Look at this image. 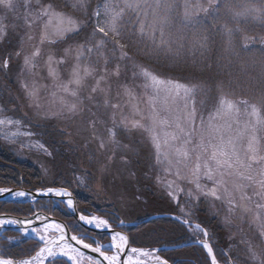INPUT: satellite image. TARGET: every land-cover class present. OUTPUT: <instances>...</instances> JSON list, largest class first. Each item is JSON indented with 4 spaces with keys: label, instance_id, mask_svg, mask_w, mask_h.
Here are the masks:
<instances>
[{
    "label": "snow or ice",
    "instance_id": "1",
    "mask_svg": "<svg viewBox=\"0 0 264 264\" xmlns=\"http://www.w3.org/2000/svg\"><path fill=\"white\" fill-rule=\"evenodd\" d=\"M13 39L0 72L19 62L31 114L18 118L16 97L0 87V139L43 152L51 167L41 165L34 192L0 187V231L19 233L0 236V264H187L162 256L168 245L134 247L136 237L116 230L163 233L160 216L183 227L184 246L203 249L200 264H264V0H0V45ZM182 64L211 73L210 83L160 70ZM53 120L59 151L33 130ZM65 168L72 178L62 182ZM80 188L112 192L118 204L107 218L85 215ZM157 193L165 210L138 223ZM27 202L25 217L3 210ZM58 205L88 231L78 237L43 211ZM199 210L236 229L226 250ZM29 240L26 254L11 252Z\"/></svg>",
    "mask_w": 264,
    "mask_h": 264
},
{
    "label": "trees",
    "instance_id": "2",
    "mask_svg": "<svg viewBox=\"0 0 264 264\" xmlns=\"http://www.w3.org/2000/svg\"><path fill=\"white\" fill-rule=\"evenodd\" d=\"M55 2L57 4H62V0H55ZM6 155L11 156L10 154H6ZM10 159H12L11 161L14 160L13 158H10ZM11 161H9V162H11ZM8 163L5 164V163L0 162V186H19L21 184L27 188L28 187L29 188H35L37 186H43L41 183L42 177L40 178V176H38L37 173L34 172L33 169H28V167H26V165H25V162H21V163L14 162L16 165H12V164H8ZM147 170L148 169H145V171H147ZM20 175H22L25 179L22 183H17L16 178H17V176H20ZM29 180H31V183L28 182ZM159 195L160 194L157 193L156 197H153V200L149 202V205L147 207L139 209L138 214L139 215L147 214L145 212H149V211L154 210L155 209L154 206H156V205H158L162 209L161 211H158V213L163 212L166 208V205H164L162 202H160L158 200ZM75 196H77V200L79 201L78 206H79L81 212L82 211L86 212L85 209H88L89 211H95V212H98V213L106 216V213H105L106 209L108 211H113L112 208L108 209V208H105L101 205H98L99 204V203H97L98 201H96V200L94 201L91 198L87 197L86 195H80L78 192H76ZM39 203L40 204H44V203L50 204L51 201L44 199V200H40ZM0 204H3V202H0ZM16 207L22 208V209H24V211H15V212H10V213L18 215V216L19 215L22 216V215H28L27 209L30 207H33V205L31 203H29V204L23 203V204H19V205L9 203V204L3 205V210L7 211L8 209H12V208H16ZM37 207H39V205H37ZM43 210L48 212V213H53L57 218H61L63 220H68V217L65 215L66 212H64L61 209V207L56 208L55 210H49L48 208H45ZM198 214H199V218H200L201 222L204 223V226L207 227L210 232L215 234V241H218L219 246L223 247V245H226V243L224 241L225 239L223 237V231L222 232L220 231V230H222V228L220 226H218L216 218L210 217L208 214H205V212L203 210H199ZM144 218L137 219V221H141ZM160 224H162L164 226L165 231L163 233H161L159 231V226H157V231H152L155 233L150 232L149 227L152 225H148L147 228L142 227L141 231L139 233H137L134 228L131 231H129V229L125 228L124 231H127V233L130 235V237H136L137 242L133 244L135 246H146L147 245L148 247H159L161 245H167V244L168 245H179V244H182V243L188 241L187 233L185 232L183 227L180 226L179 224H177L176 222L168 221L165 218H160ZM171 229H174V231ZM79 230L80 229H76L75 231L78 232ZM145 233H147V235ZM7 234H16V233L15 232H8ZM161 235L163 236V238L157 239ZM34 243H35L34 240H29L21 246H12L11 252L14 254H22V255L26 254V253L22 252V248L23 249L30 248ZM214 247H215V243H214ZM194 251H196V252L201 251L199 253L200 254L202 253L204 256L203 249H201L195 245L190 246V247H185L182 249H177V250H168V251L166 250V251L162 252L161 254L164 257L172 259L174 261L183 260V261H186L187 264H193V263H191V261H187L185 259H187V258L193 259V255H191V254Z\"/></svg>",
    "mask_w": 264,
    "mask_h": 264
},
{
    "label": "rangeland",
    "instance_id": "3",
    "mask_svg": "<svg viewBox=\"0 0 264 264\" xmlns=\"http://www.w3.org/2000/svg\"><path fill=\"white\" fill-rule=\"evenodd\" d=\"M54 2H55V0H54ZM93 3H95V0H93ZM62 4H63V0H62ZM15 42H16L15 39H13L12 44L0 45V63L3 62V59L7 58L6 57L7 52H11V51L15 50L13 47ZM145 63H150V62L145 61ZM9 67H10V72L8 73L7 77L4 76V73L0 72V87H2L4 84H7L9 86L10 93L14 97H16V99L13 101V104L10 106H15V104H17V103L20 105L21 112L18 114V118H21L23 113L31 114V112H30L29 108L25 107V100L21 97V94L19 92V85L17 83V72H18V68H19V62L12 60V61H10ZM169 68L175 69L174 73L171 71L169 72ZM169 68L161 67L160 70L163 72H167L169 74V76L176 78V79H179V80H181V82H187L186 78H189L191 76L192 78L202 79L205 82L210 83L208 81V77L211 73H209L208 71L200 72L198 68H192L191 66H186L183 64L178 66V67H172L171 65H169ZM129 75H130V73H129ZM136 83H141V81H136ZM7 100H8V96L5 95L3 92H0V104L5 103V101H7ZM41 123H42V127H40L39 129H33L34 131H38L41 133V135L39 137H37V139H39L41 143H44L45 141H47L48 144H46V146H50L51 143L56 144L57 145V151H59L60 149H59V145L57 143L58 137L54 138V135L50 134V133H54L55 129L53 126H55L58 122L53 120L50 122H41ZM135 136L137 139H143V137H141L139 133H136ZM18 149H19V143H17L16 145H9L7 142L0 139V159H1L0 162L6 164L12 160L10 158H13L14 160L9 162L8 164L16 165L14 162H19V163L25 162L26 167L29 166L28 169H33L34 172H36L37 175L40 176V178L43 177L41 165H46L48 167H51V164L49 163V158L46 157L43 152H40L39 150H35V149L31 150V151L28 149H24L22 152H18ZM6 154H10L11 156H8ZM5 156L6 157L8 156V157L6 158ZM147 171H149V169ZM51 178H52L51 176L47 177V179L49 181L51 180ZM71 178H72V172L65 168L64 173L60 177V179L63 182L64 180L71 179ZM39 187H41V186H37L35 188L37 189ZM77 190L80 192L88 193L89 198H91L94 201L95 200L98 201L97 202V203H99L98 205H101L105 208H108V209L112 208V210H114L113 205L118 204V199L112 192H108L105 195L102 193L97 194V193H95V192H93L87 188H80ZM154 207H155L154 210L149 211V212H145L147 214H141V215L138 214L137 219H142L144 217L146 218V215L150 216V215L158 213V211L162 210L158 205H156ZM209 214L211 215V213H209ZM197 215L199 216L198 213H197ZM211 216L213 218H216L218 226H220L222 228V230H220V231L221 232L223 231V237H224V239H225L224 241L226 243V245H223V247L219 246V248L217 249V252H219L221 249L226 250L228 248V245L232 242L229 239L230 231L235 233L236 229L233 228V229L229 230V229L224 228L221 224L220 219H218L217 217H215L213 215H211ZM147 227H145V228H147ZM242 227H243V225H242ZM5 235H7V236H18L19 234H7V233H5ZM240 238L241 237H240L239 233H236V240L238 241ZM5 243H6V241H5ZM186 243H187V241L184 242V244H186ZM168 246H170V245H168ZM190 246L191 245L183 246V248L190 247ZM135 247H141V248H146V249L151 248V247H148L147 245L146 246H135ZM175 250H177V249H175ZM199 252H201V251H199ZM199 252L198 251L192 252L191 255H193V259L187 258L185 260L191 261V263H193V264H200V262L202 260H204V256L202 253L200 254ZM218 258L221 260V264H224V258L219 257V256H218ZM240 264H243V261H240Z\"/></svg>",
    "mask_w": 264,
    "mask_h": 264
},
{
    "label": "water",
    "instance_id": "4",
    "mask_svg": "<svg viewBox=\"0 0 264 264\" xmlns=\"http://www.w3.org/2000/svg\"><path fill=\"white\" fill-rule=\"evenodd\" d=\"M12 188H15V189H24V190H31V191H35V190H33V189H30V188H24V187H12ZM5 198H0V201H3ZM7 199H10V198H7ZM39 200L40 199H44V198H38ZM78 211H79V209H78ZM80 212V211H79ZM70 213V212H69ZM46 215H49V214H47V213H45ZM10 215H13V214H10ZM157 215V214H156ZM156 215H153V216H151L153 219H155L156 218ZM14 216H17V215H14ZM50 217H52L56 222H60V223H63L60 219H58V218H55L54 216H52V215H49ZM70 216L71 217H74L75 218V220L77 219V217L75 216V215H73V214H71L70 213ZM19 217H25V216H19ZM162 217H164V216H160V218H162ZM139 223V222H138ZM87 229V228H86ZM69 230V229H68ZM88 230V229H87ZM116 230H118L119 231V229H116ZM8 231H13V230H8ZM70 231V230H69ZM71 232V231H70ZM2 233H4L3 231H0V235L2 234ZM72 233V232H71ZM95 233H99V230H97ZM72 234H74V233H72ZM76 235V234H75ZM78 236V235H77ZM79 237V236H78ZM85 242H87V241H85ZM87 243H89V242H87ZM194 244V243H193ZM185 245V244H184ZM184 245H178V246H170V247H168V248H170V249H177V248H182ZM191 245V244H190ZM86 251H88V254H91V255H95V254H93V253H91L90 252V250H86Z\"/></svg>",
    "mask_w": 264,
    "mask_h": 264
},
{
    "label": "bare ground",
    "instance_id": "5",
    "mask_svg": "<svg viewBox=\"0 0 264 264\" xmlns=\"http://www.w3.org/2000/svg\"><path fill=\"white\" fill-rule=\"evenodd\" d=\"M167 68H169V66H167ZM178 69V68H177ZM174 70L175 69H172V68H169V71H171V72H173L174 73ZM27 167H29V166H27ZM76 192H78L80 195H86L87 197H89V195H88V193H84V192H80V191H75V193H74V195H76ZM77 197V196H76ZM59 207V205L57 206V208ZM64 212H66V211H64ZM65 215L68 217V220H63V219H61V218H59L64 224H66V225H69L70 223L72 224L73 223V225H72V227H77L76 226V220H75V218L74 217H71L70 216V213L69 212H66L65 213ZM208 215L210 216V217H212L209 213H208ZM151 216V215H150ZM153 226H150L149 228H152ZM152 233H155V232H152Z\"/></svg>",
    "mask_w": 264,
    "mask_h": 264
}]
</instances>
